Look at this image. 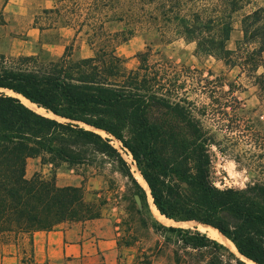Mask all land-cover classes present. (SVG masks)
<instances>
[{
  "label": "trees",
  "instance_id": "1",
  "mask_svg": "<svg viewBox=\"0 0 264 264\" xmlns=\"http://www.w3.org/2000/svg\"><path fill=\"white\" fill-rule=\"evenodd\" d=\"M246 4V0H92L85 6L87 18L75 30L74 42L59 60L0 52V245L29 241L31 247L35 232L100 216L81 188H60L55 178L45 179L40 173L28 179L30 159L55 168L66 164L100 169L108 163L128 181L134 206L139 201L156 231L179 233L186 251L210 252L204 264H246L198 230L166 228L155 221L147 192L131 166L110 138L87 128L92 127L130 153L162 216L211 226L241 255L264 264V183L252 182L243 190L220 189L212 180L213 148L227 152L219 137L241 129L245 108L236 96L241 86L212 71L205 77L199 70L176 65L160 50L154 54L150 46L137 54L136 69H129L117 54L121 44L142 31L145 37L156 33L163 44L195 43L199 57L244 70L242 47L234 52L229 42L235 16ZM262 21L264 9L243 20L247 38L251 33L250 44H260L246 52L259 89H264V37L258 40L256 33ZM113 22L127 24L128 30L109 32ZM85 29L94 56L75 60V42ZM155 55L158 60H153ZM11 92L51 117L37 113ZM252 124L245 135L252 144L246 167L249 173L263 175L264 137L261 124ZM235 161L240 163V158ZM137 214L142 212L137 209ZM140 221L149 227L144 218Z\"/></svg>",
  "mask_w": 264,
  "mask_h": 264
},
{
  "label": "rangeland",
  "instance_id": "2",
  "mask_svg": "<svg viewBox=\"0 0 264 264\" xmlns=\"http://www.w3.org/2000/svg\"><path fill=\"white\" fill-rule=\"evenodd\" d=\"M6 1L7 0H0V11L5 6ZM51 2V7L48 9H40L38 12L32 8L27 11V15H20V13L14 14L11 12L9 14L7 13L6 17H0V27H3L1 30L4 33L3 35L7 36V39L3 41L2 44L0 43V52H7L11 46L15 48H22L25 46L23 44L28 40V30L36 24L38 27L44 29L45 32L41 35L39 44L35 47V50H33L35 53L34 55L40 54L43 58L49 60L50 55L43 48V45L56 42L63 28L68 27L74 31L78 30L83 21L87 18L85 6H87L89 2H92V0H71L65 3L55 2L53 0ZM33 3L31 7L36 4L35 2ZM246 3L244 9L235 16V30L229 42V49L234 52L237 51L239 47H242L240 53L243 61L241 62L243 64L244 62L247 63L244 70L240 67L231 69L225 66L224 62L216 60L215 58L199 57L196 54L197 47L195 43L188 44L183 40H175L171 44H163L156 38V33H147L148 35L146 36L148 37H145L142 31H138L130 41L121 44L117 49L120 57L130 61L128 64L130 69H136L139 65L138 60H133L135 56L131 55V53L133 51H135L136 54L145 52L147 47L150 46L154 54L160 50L163 56L176 65H185L186 67L199 70L205 77L212 71L217 76L225 77L228 82H234L238 86H241L240 91L236 94L245 108V112L240 113L242 119L240 132L230 136H226V134L223 133V136L225 135L226 137H219V139L223 141L222 148L227 150V152H220L215 147L212 150V180L216 187L220 189L233 188L243 190L252 182L264 183V174L260 175L258 172L249 173L246 167V160L251 156L252 144L245 135L247 134L248 128L253 126L252 122L261 124L258 128H260L264 137V89H259L258 86L254 85L256 82L252 79L253 73L252 70L250 71L249 66L251 64V58L246 53L247 50L252 51L253 49H259L260 44H250L252 41L250 38L251 33H249L247 38L243 30V20L245 16L258 9H264V0H246ZM23 12H26L25 8ZM110 16L112 15L110 14ZM5 18H7L8 21H6ZM3 22L5 24L1 25ZM128 27L129 26L125 23L118 24L113 22L108 24V31L114 33L128 30ZM258 28L260 29L256 33V37L258 40H261L264 37V21L258 25ZM85 31L86 29L77 37L78 45L77 43L75 44V49L82 42L86 43ZM158 59L159 57H156V55L153 57V60ZM260 73H262V70L259 71V74ZM202 101L204 102L205 100L201 99V102ZM230 102H232V100H230ZM229 105H232V103ZM39 114L47 115L46 112H41ZM47 116L51 117L50 115ZM252 132H255V130H252ZM100 134L112 140V144L121 152L125 160L131 166L134 176L137 173L140 174L130 153L123 150L121 144L113 137L103 132ZM227 139H229L228 142ZM262 143H264V140ZM236 158H240V163L235 161ZM48 165L50 166L49 177H45L42 174L41 176L45 179H56L61 166L55 168L52 164ZM37 166L38 163L35 160L28 162V179H31L37 173ZM64 170L65 172L60 173L62 178L65 179L68 178V174H70L69 171H72V183L74 184L68 187L81 188L86 202L93 204L95 206V211L100 212L99 218L105 215L113 220L114 223L120 227L121 231L123 230L125 234L121 238L123 242L125 241L131 244L140 242L143 252L138 258L139 264H179L178 260L181 262L180 264H204L206 259L209 258L210 252L201 251L198 253L196 251H186L182 249L179 241V233L156 231L151 226V221L148 215L144 213V209L141 205L137 203V207L134 206V203L128 195V181L119 173H114L110 164L103 163L100 169H97V167L82 166L74 168L65 167ZM146 192L148 193V190H146ZM147 196L149 195L147 194ZM149 205L153 219L166 228H181L192 231H196V228H198L202 234L207 235L210 239L217 241L231 252L236 253V246L226 237H210L208 235L210 233L208 232L207 234L205 227L193 222L178 223L173 220H168L157 213L150 204V201ZM137 209L142 212L141 215L137 214ZM141 218L147 221L149 227L145 228L141 224ZM8 246L9 245H0V252L8 250ZM29 254V247L26 244H22L19 247V260L21 264H31Z\"/></svg>",
  "mask_w": 264,
  "mask_h": 264
},
{
  "label": "crops",
  "instance_id": "3",
  "mask_svg": "<svg viewBox=\"0 0 264 264\" xmlns=\"http://www.w3.org/2000/svg\"><path fill=\"white\" fill-rule=\"evenodd\" d=\"M51 1L53 0H8L0 11V17H6L7 13L11 12L27 15V11L32 8L37 12L40 9H48L52 5ZM33 2L36 4L31 7ZM24 8L26 9L25 13L23 12ZM5 20L8 21L7 18ZM1 28L3 27H0V43L2 44L7 36L3 35ZM44 32L45 30L41 31V28L36 24L33 25L28 30V40L23 44L25 46L22 48L11 46L4 54L11 57L34 55L33 50L39 44L40 37ZM75 36L76 32L73 29L63 28L59 39L56 42L44 44L43 48L49 53L51 60H59L63 57L66 47L74 42ZM76 43L78 45L77 39ZM132 53L131 55L135 56L133 60H138L136 52ZM93 56L94 52L85 42L79 44L73 53L75 60L88 59ZM125 60L128 66L130 61ZM34 160L38 163L36 172L49 177L50 166L42 165L39 159H30L29 161ZM65 167L70 168L66 164L62 165L56 178L57 185L61 188L74 184L72 183V169L69 171L67 179L62 178L60 172H65ZM124 235L123 230L121 231L113 220L104 215L94 220L66 222L51 231L35 232L32 236V246L30 247L29 241L23 245L26 244L29 247L31 264H139L138 258L143 252L140 242L133 244L123 242L121 238ZM21 245H9L8 250L0 252V264H21L19 260Z\"/></svg>",
  "mask_w": 264,
  "mask_h": 264
},
{
  "label": "bare ground",
  "instance_id": "4",
  "mask_svg": "<svg viewBox=\"0 0 264 264\" xmlns=\"http://www.w3.org/2000/svg\"><path fill=\"white\" fill-rule=\"evenodd\" d=\"M22 99V101H23V103L26 105V106H28L29 108H31V109H33V110H35V111H37V112H39V113H41V112H45V110H43V109H39L36 105H34V104H31L29 101H27V100H25V99H23V98H21ZM51 116V115H50ZM100 133H102V132H100ZM135 177L137 178V180H138V182L146 189V190H148V188H147V185H146V183H145V181L143 180V178L140 176V174L139 173H137V174H135ZM148 193H149V190H148ZM148 198H149V201H150V204L152 205V207L157 211V209H156V207L154 206V204H153V200H152V198L150 197V195L148 196ZM154 210V211H155ZM157 213H159V211H157ZM159 215L160 216H162L160 213H159ZM162 217H164V216H162ZM165 218V217H164ZM167 221V220H166ZM194 223V222H193ZM190 224V223H189ZM192 224V223H191ZM201 226H203V225H201ZM203 227H205L206 228V232H207V234H208V232L210 233V234H208L210 237H213V238H215V237H219V238H225L221 233H219L217 230H215V229H213V228H211V227H209V226H203ZM201 230V229H200ZM223 240H225V239H223ZM227 241V240H226ZM229 241V240H228ZM222 244H225V243H222ZM233 246V245H232ZM235 252L237 253V250L235 249ZM243 260H245L248 264H255V263H253V262H251V261H248V260H246V259H243Z\"/></svg>",
  "mask_w": 264,
  "mask_h": 264
},
{
  "label": "water",
  "instance_id": "5",
  "mask_svg": "<svg viewBox=\"0 0 264 264\" xmlns=\"http://www.w3.org/2000/svg\"><path fill=\"white\" fill-rule=\"evenodd\" d=\"M2 92V91H1ZM4 92V91H3ZM12 94H9V93H7L8 95H12V96H14V97H17V98H19L20 100H21V98L20 97H22V96H20V95H16L15 93H13V92H11ZM22 98H24V97H22ZM25 99V98H24ZM27 100V99H26ZM28 101V100H27ZM30 102V101H29ZM31 103V102H30ZM32 104V103H31ZM40 109V108H39ZM38 113V112H37ZM47 115H48V113H46ZM47 115H45L46 117H49V116H47ZM53 115V114H52ZM55 118L54 119H59V120H61V121H63V119H60V118H58V117H56L55 115H53ZM89 130H91V131H95L96 133H98V134H100L99 132H97V131H101V130H98V129H94V128H92V127H87ZM101 132H104V131H101ZM105 134H106V132H104ZM101 135V134H100ZM141 177H142V175H141ZM143 178V177H142ZM143 180H144V178H143ZM145 181V180H144ZM145 183H146V181H145ZM146 185H147V188H148V190H149V193H147L148 195H150V197L152 198V200H153V197H152V195H151V191H150V188H149V186H148V184L146 183ZM138 199V198H137ZM138 203H139V201H138ZM140 204V203H139ZM148 204H149V200H148ZM153 204H154V201H153ZM150 206V205H149ZM154 206H155V204H154ZM156 207V206H155ZM157 209V208H156ZM157 211H158V209H157ZM160 213V212H159ZM196 224H198V223H196ZM199 225H202V224H199ZM203 226H207V225H203ZM211 227V226H210ZM211 228H213V227H211ZM198 231H199V229L198 228H196ZM215 229V228H214ZM215 230H217V229H215ZM218 231V230H217ZM219 232V231H218ZM220 233V232H219ZM238 259H240L241 261H243V262H245L246 264H247V262L245 261V260H243V259H246V260H248V261H251V260H249V259H247L246 257H244L243 255H241L240 254V252L237 250V254L236 253H234V252H232ZM251 262H253V261H251ZM253 263H255V262H253ZM256 264V263H255Z\"/></svg>",
  "mask_w": 264,
  "mask_h": 264
}]
</instances>
